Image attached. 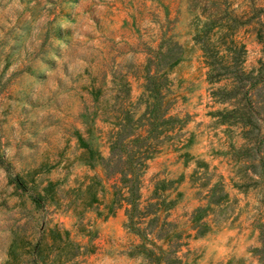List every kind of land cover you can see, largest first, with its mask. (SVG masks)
<instances>
[{
  "label": "rangeland",
  "instance_id": "1",
  "mask_svg": "<svg viewBox=\"0 0 264 264\" xmlns=\"http://www.w3.org/2000/svg\"><path fill=\"white\" fill-rule=\"evenodd\" d=\"M212 19L211 37L244 44L246 69L264 62V0H0V264H154V229L128 227L124 206L110 205L113 177L80 156L78 135L106 155L118 130L161 132L141 193L169 180L179 228L211 183L228 193L220 218L184 239L181 264H264L251 251L264 222V142L247 143L229 111L250 100L261 138L264 83L242 81L245 97L227 99L231 81L208 79L194 36ZM154 81L172 122L154 125Z\"/></svg>",
  "mask_w": 264,
  "mask_h": 264
},
{
  "label": "trees",
  "instance_id": "2",
  "mask_svg": "<svg viewBox=\"0 0 264 264\" xmlns=\"http://www.w3.org/2000/svg\"><path fill=\"white\" fill-rule=\"evenodd\" d=\"M226 24V28H230ZM218 28L219 25L212 19L198 28V34L194 36L196 42L200 43L204 52L205 62L208 65V79L211 81H231L224 87L223 95L227 99H235L241 95L244 85L242 81H248L250 86L264 83V62L256 69H246L244 66L243 46L234 35H216L211 37L209 31ZM259 41L264 45V36H258ZM224 45V49L220 46ZM159 55L163 52L158 49ZM159 81H154V125L172 122L176 117L166 115V107L160 95ZM241 102V100H239ZM249 103V104H247ZM245 106L240 109L235 107L229 111H237L243 128V138L247 143L264 142V134L261 138L254 135V121L251 109L254 107L251 101L247 100ZM264 103L258 101V104ZM149 106V105H148ZM247 107V108H246ZM150 109V111H153ZM264 121V118H263ZM129 123V117L123 120L122 124ZM160 131H145V133L128 132L118 130L108 136V152L103 155L86 142L81 135L78 140L82 146L81 158L91 166L99 162L103 173L107 177H113L111 183L112 197L110 205L117 207L124 206L127 217L126 225L137 233H141L145 227H140L143 222L153 228L154 242L147 248L146 255L152 257L154 264H181V247L187 244L185 238L200 235L209 229L210 221L216 222L220 214L227 206L228 193L224 190L223 184L219 181L211 183L205 195V202L194 207L189 213L188 231L178 227V223L169 219V210L175 205L174 197H167L165 191L170 189L169 180L154 178V189L148 198L143 199L140 186V177L145 168L146 161L152 153L159 150ZM154 140V142H153ZM261 170L258 175L264 179V156H259ZM98 175H94L96 179ZM92 187V183L87 185ZM96 191H91L90 200L96 201ZM154 227H152L153 225ZM260 245L251 249L254 256L264 263V222L259 225ZM152 230V229H151ZM194 231V233H191ZM140 247L146 248L145 243Z\"/></svg>",
  "mask_w": 264,
  "mask_h": 264
}]
</instances>
